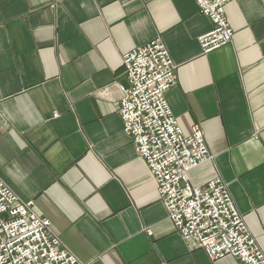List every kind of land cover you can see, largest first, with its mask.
<instances>
[{
  "label": "crops",
  "instance_id": "crops-1",
  "mask_svg": "<svg viewBox=\"0 0 264 264\" xmlns=\"http://www.w3.org/2000/svg\"><path fill=\"white\" fill-rule=\"evenodd\" d=\"M233 43L204 54L213 29L194 0H0V179L85 264L212 260L168 218L120 118L125 54L160 39L177 65L167 100L213 159L264 252V0H232Z\"/></svg>",
  "mask_w": 264,
  "mask_h": 264
},
{
  "label": "built area",
  "instance_id": "built-area-1",
  "mask_svg": "<svg viewBox=\"0 0 264 264\" xmlns=\"http://www.w3.org/2000/svg\"><path fill=\"white\" fill-rule=\"evenodd\" d=\"M213 29L199 37L204 54L233 43L226 16L232 0H194ZM127 84L119 85L123 130L144 159L161 203L177 232L212 260L233 256L240 264H264V252L251 235L227 184L220 177L195 186L190 172L213 159L204 133L195 125L181 129L167 100L177 65L160 39L123 57ZM0 264H85L36 214L33 201L22 200L0 179Z\"/></svg>",
  "mask_w": 264,
  "mask_h": 264
}]
</instances>
